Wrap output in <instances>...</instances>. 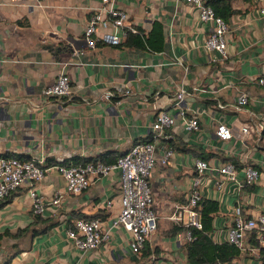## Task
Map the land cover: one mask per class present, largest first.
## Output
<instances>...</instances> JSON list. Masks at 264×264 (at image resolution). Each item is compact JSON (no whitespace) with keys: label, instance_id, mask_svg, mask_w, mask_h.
<instances>
[{"label":"crops","instance_id":"obj_1","mask_svg":"<svg viewBox=\"0 0 264 264\" xmlns=\"http://www.w3.org/2000/svg\"><path fill=\"white\" fill-rule=\"evenodd\" d=\"M114 5L127 12L126 26L144 33L154 21L162 23L163 48L88 45L84 28L100 0H0V153L55 161L124 153L152 135L160 110L174 115L175 125L157 143L158 157L166 148L173 154L166 164L158 159L149 176L157 228L147 241L157 252L132 253L129 232L112 224L120 209L118 171L93 177L86 190L73 194L50 169L36 188L46 199L62 195L59 206L49 204L42 214L55 224L39 234L5 238L0 260L18 249L9 264H188L187 236L184 229L173 233L180 225L170 215L186 202L195 159L204 152L215 153L210 160L216 164L233 162L238 179L246 165L259 171L253 183L242 186L209 170L202 175L203 198L219 203L211 232L215 241L226 240L236 206L245 216L264 209V87L255 80L264 73V15L259 13L264 0L233 1L238 11L228 21L225 56L205 46L212 24L200 20L184 0H114ZM61 70L70 77L71 93L44 97L43 89ZM180 86L189 94L177 104ZM106 91L111 97H103ZM243 92L248 101L240 106ZM193 114L200 128L188 131L183 116ZM220 121L231 128L228 140L215 133ZM31 211L28 187L21 186L0 206V232L26 226L34 220ZM76 212L96 215L110 228L99 247L82 251L68 237ZM256 246L229 264H264V243Z\"/></svg>","mask_w":264,"mask_h":264},{"label":"built area","instance_id":"obj_2","mask_svg":"<svg viewBox=\"0 0 264 264\" xmlns=\"http://www.w3.org/2000/svg\"><path fill=\"white\" fill-rule=\"evenodd\" d=\"M101 6L88 17L84 28V38L88 45L94 46L97 42L116 45L125 36V27L136 30L133 26H126L128 14L125 10L116 7L114 0H100ZM198 10L200 20L212 24V30L205 39L208 49L218 50L226 55V32L228 22L217 15L210 4L205 0H184ZM264 15V6L259 8ZM256 82L264 87V73L259 74ZM71 93L70 77L64 70L56 76L54 82L43 89L44 97H63ZM189 94L183 86L176 92V103L179 104ZM112 92L106 91L104 98L111 97ZM248 96L243 92L239 98L240 106L246 104ZM223 107L222 104H219ZM240 106H237L240 109ZM183 113V111H182ZM176 123V117L165 110H160L152 122V139L138 141L123 154L112 161L100 159L76 164L43 165L44 159L32 157L19 159L16 157L0 156V198H5L21 186L28 187V194L32 201V211L41 213L49 204L60 205L62 195L55 193L46 199L36 188V183L42 180L50 169H55L64 179L65 189L68 193H80L86 190L93 181V177L109 175L113 171L119 172V201L120 209L112 221L114 226L124 227L130 234L131 252L140 255L149 235L157 228V214L154 209V196L149 176L158 159L167 163L173 150L166 148L162 155L157 156V143L165 138L168 130ZM183 125L188 131H197L200 128L196 114L183 116ZM247 132L248 127L242 126ZM215 133L220 140H228L232 136L230 126L225 122H218ZM196 173L192 178L187 193L186 202L179 205L170 217L180 226L184 227L187 239H192V228H201V213L198 209L203 198L200 191L201 177L206 170L220 174L225 179L236 181L238 186L253 183L259 176V171L252 165H246L243 178H237V168L231 161L216 164L214 160L196 158ZM220 186V183H218ZM105 204L110 206L111 199ZM110 228L103 225L99 218L75 217L67 229V235L74 245L82 251L95 249L107 240ZM264 243V209L256 216L243 215L241 206L233 211V220L226 230V240L234 243L242 252L253 251L257 246L251 244L250 238ZM229 264V262L222 263Z\"/></svg>","mask_w":264,"mask_h":264},{"label":"trees","instance_id":"obj_3","mask_svg":"<svg viewBox=\"0 0 264 264\" xmlns=\"http://www.w3.org/2000/svg\"><path fill=\"white\" fill-rule=\"evenodd\" d=\"M234 0H205L206 4H210L215 13L220 15L225 21H229L231 16L238 11V9L233 7ZM135 31L130 27H125V36L124 39L116 45H125V46H133L138 48L149 47L154 50H161L164 46V30L163 25L159 21H154L151 30L148 33H144V31L135 26ZM152 136H148L144 139L136 140L134 143L138 141H148L151 140ZM125 153V152H124ZM124 153H114L112 151L101 152L96 156L91 157H83L79 155L72 156L68 159H63L61 161H55L51 158H47L44 160L43 165H52V164H76L83 163L92 160H103V161H112L115 160L118 156L123 155ZM213 152H204L201 153L200 158L210 159V157L214 156ZM0 156L3 157H16L19 159H31V156H25L17 153H0ZM14 192L5 198H0V206L9 202L12 198ZM198 209L201 213V228H192V239L187 240L185 243V251H186V259L188 264H222L226 262L233 261L236 257H238L242 251L239 247H237L234 243L225 241H215L211 236V232L214 230L213 227V218L214 214L219 209V203L217 200L212 198H202L199 202ZM34 220L29 222L24 227H19L16 232H10L9 229H5L0 232V251L2 242L7 237L17 238L24 235L27 232H31L32 234H39L50 229L55 223L49 219H45L41 213H34L31 211ZM75 217H83V218H99L94 216H88L83 213H74ZM72 223V221H71ZM70 223V225H71ZM69 225V226H70ZM184 227L176 226L173 230V233H176L179 230H183ZM251 244L258 245V241L254 239L252 236L250 238ZM18 249L14 252H10L5 254V257L0 260V264H9L12 258L17 254ZM157 252V248L152 249L149 245V242L146 240L140 256L145 257L149 256L151 253ZM261 252H264V248H261Z\"/></svg>","mask_w":264,"mask_h":264},{"label":"rangeland","instance_id":"obj_4","mask_svg":"<svg viewBox=\"0 0 264 264\" xmlns=\"http://www.w3.org/2000/svg\"><path fill=\"white\" fill-rule=\"evenodd\" d=\"M5 246L7 247V245L5 244Z\"/></svg>","mask_w":264,"mask_h":264}]
</instances>
